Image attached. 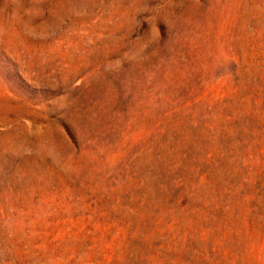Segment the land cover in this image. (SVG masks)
I'll return each mask as SVG.
<instances>
[{
	"label": "rangeland",
	"instance_id": "obj_1",
	"mask_svg": "<svg viewBox=\"0 0 264 264\" xmlns=\"http://www.w3.org/2000/svg\"><path fill=\"white\" fill-rule=\"evenodd\" d=\"M0 264H264V0H0Z\"/></svg>",
	"mask_w": 264,
	"mask_h": 264
}]
</instances>
